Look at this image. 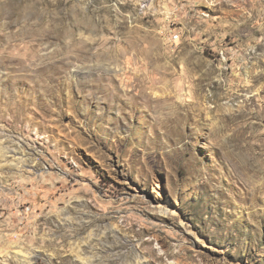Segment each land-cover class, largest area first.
Masks as SVG:
<instances>
[{
  "label": "rangeland",
  "instance_id": "obj_1",
  "mask_svg": "<svg viewBox=\"0 0 264 264\" xmlns=\"http://www.w3.org/2000/svg\"><path fill=\"white\" fill-rule=\"evenodd\" d=\"M0 264H264V0H0Z\"/></svg>",
  "mask_w": 264,
  "mask_h": 264
},
{
  "label": "built area",
  "instance_id": "obj_2",
  "mask_svg": "<svg viewBox=\"0 0 264 264\" xmlns=\"http://www.w3.org/2000/svg\"><path fill=\"white\" fill-rule=\"evenodd\" d=\"M178 36V35H177Z\"/></svg>",
  "mask_w": 264,
  "mask_h": 264
}]
</instances>
